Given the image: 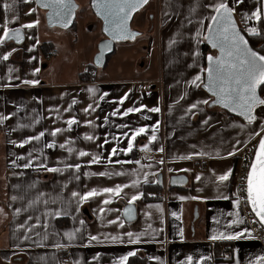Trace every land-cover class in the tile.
Returning a JSON list of instances; mask_svg holds the SVG:
<instances>
[{
    "label": "crops",
    "instance_id": "0c3cea01",
    "mask_svg": "<svg viewBox=\"0 0 264 264\" xmlns=\"http://www.w3.org/2000/svg\"><path fill=\"white\" fill-rule=\"evenodd\" d=\"M75 1L79 9L74 21L76 27L72 30L47 27L44 12L36 7L34 0H0V30L5 18L13 28L39 21L33 28L21 29L24 39L19 43L9 40L0 44V57L4 52L11 53L8 60L0 59V116L8 117L0 120V264H114L129 251H134L135 255L128 258L127 264H186L188 256H192L194 262L205 257L200 264H248L255 255L264 254V245L254 239L247 212L241 204L240 215L245 222L228 226L227 222L233 218L229 213L235 211L230 187L232 173L226 182L217 180L229 168L233 171L238 151L232 156L227 153L236 140L258 139L254 133L260 131L264 107L256 109L257 121L245 124L243 130L236 126L245 123L242 120L202 104L192 110L194 115L188 112L189 105L209 98L201 88L187 81L202 67L203 43L196 45L192 36L200 27L198 20L209 14L210 10L204 5L212 0H151L150 11L137 21L140 14L135 16L137 26H133L135 21L132 23V29L143 34L142 40L115 43L105 66L90 73H84L83 68L89 67L96 44L104 37L99 34V20L92 14L95 20L91 16L87 20L79 19V11L86 14L85 3L89 4L90 0ZM229 3L235 8L234 16L241 29L245 28L242 14L259 7V0H244L242 4L229 0ZM5 4L10 7L5 9ZM13 16L17 17L15 21ZM248 26L257 27L258 22L250 21ZM92 34L95 35L94 45L92 43L90 53L83 58L86 64L80 65L81 60L75 63L71 54L81 38ZM41 45H45L46 52ZM52 50L56 54L52 55ZM193 51L200 53L195 63ZM37 68L39 71L34 73ZM83 75L92 79L82 82ZM33 79L38 83H23ZM141 83L143 89L138 90ZM5 84L10 86L4 87ZM89 88L95 92L89 93ZM125 93L127 97L121 103L120 98ZM101 96L104 98L100 99ZM90 104L95 110L85 112ZM141 105L145 107L139 112L111 115L113 111L123 112ZM153 107L160 111L149 112ZM71 117H75L77 123L69 127L67 120ZM156 121H159L156 139L148 150H143V158L139 160L137 153L142 145L149 143ZM142 126H146V131L134 139L133 149L128 153L120 151L127 148L128 137L122 133L130 135V129ZM54 128L61 131L53 137ZM41 131L45 135L40 140L19 146L20 141ZM249 133H253L251 138ZM86 135L93 139H85ZM49 143L54 147H46ZM61 144L65 147L61 148ZM245 145L237 147L240 150ZM69 147L72 153L68 152ZM114 147L117 153L111 157L112 161L125 163H109V153ZM161 148L163 151L159 150ZM81 150L89 155L80 157ZM92 154L100 155L101 162L89 164ZM180 156L191 158L179 159ZM29 159L32 165L22 167ZM40 163L61 170L38 169L36 165ZM77 163L81 165L79 170L65 168L66 164ZM170 168L173 171L169 172ZM86 172L90 174L85 175ZM99 172L110 175L93 174ZM117 172L123 175H115ZM134 180L139 181L135 187L131 184ZM172 180L178 182L172 183ZM117 184L129 186L119 198L113 197L111 204L101 203L108 198L106 194L79 205L78 198L71 196L73 191L83 193ZM136 192L142 195L132 205L134 219L128 221L123 210L128 198ZM40 193L45 195L40 196ZM14 196L17 199L13 200ZM38 196L39 202L29 205V201H36ZM181 196L187 198L181 200ZM222 196L229 199L220 198ZM150 205H160L163 212ZM101 207L105 208L103 213L99 211ZM17 208L21 209L19 213L15 211ZM56 209L65 214L48 215L45 227L46 211ZM118 216L122 225L119 221L109 223ZM37 217H40L39 224ZM244 228L250 229L254 238H209ZM66 231H74L75 239L68 240L64 236ZM127 232L144 235L139 242L130 244ZM90 236L97 239L90 240ZM113 236L120 240L113 242ZM56 244L61 247H55ZM222 245H226L231 254L227 261L217 259ZM62 257L64 260L60 262Z\"/></svg>",
    "mask_w": 264,
    "mask_h": 264
},
{
    "label": "snow or ice",
    "instance_id": "6c2138e0",
    "mask_svg": "<svg viewBox=\"0 0 264 264\" xmlns=\"http://www.w3.org/2000/svg\"><path fill=\"white\" fill-rule=\"evenodd\" d=\"M148 0H91L92 7L96 11V15L100 17L103 21V32L109 38V41H121L134 39L138 33L132 32L128 27V22L131 19L133 13L138 11L143 5H145ZM244 0H235L236 4H242ZM36 3L48 10V20L51 23L55 20L62 27L67 28L70 23H72V14L76 8V5L73 3V0H36ZM261 6L256 7L254 10H251L250 13H244L241 16V21L245 24V28L241 29L238 27L234 13L235 8L230 6L229 0H212L210 3H206L204 7L209 9V14L207 17L198 20L199 28L196 29L195 34L192 36V39L196 42V45L206 42L211 46L212 49L216 50V54L209 53L206 57L207 64L204 67H200L199 71L187 81V83L196 88H203L209 94L208 99H202L189 105L188 112L195 114L193 109H197L198 105L202 104L205 106L210 105H219L223 109H227L229 112L235 113L237 116L242 117L245 123L236 125L241 130L244 129L245 124L251 125L257 121L256 109L259 107H264V97L258 93V89H264V49H254L250 46L248 39H246L244 33L247 32L248 35H259L260 30L255 26H248L250 21L258 22L264 25V0H260ZM5 9H8L10 5L5 4ZM33 11L32 9L29 10ZM12 19L15 21L17 17L13 16ZM39 23L38 20H33L26 24H21L19 27H9L8 20L5 18L2 30H0V44H4L6 41L15 40L19 43L24 39V35L21 29H30L36 26ZM192 23V21H189ZM37 43L39 41L37 40ZM170 43H172L170 41ZM108 48L107 43H102L100 45V55L96 57V62L100 63V58L103 55L104 50ZM31 50V49H29ZM15 51V49H13ZM10 52H4L3 56L0 59L8 60ZM192 56L195 59L200 56L199 51H193ZM193 65H189L192 67ZM34 73L38 72L39 69H34ZM25 84H37L38 81L25 80ZM4 87H9L10 85L5 84ZM89 93H94L95 89L89 88L87 90ZM127 97L125 93L124 97L120 98V102L123 103V100ZM104 97L101 96L100 99ZM73 104L76 103L75 100L72 101ZM71 107V105L69 106ZM144 105L137 107H129L123 112L113 111L111 115L115 116L117 114L121 116H127L130 113L139 112L141 108H144ZM68 109H65L67 111ZM89 110L94 111L95 109L90 104L88 108H85L84 111L88 112ZM149 112H159L158 107H153L148 109ZM8 117L0 116V120H5ZM107 121V117H105ZM77 120L75 117H71L67 120L69 127L76 124ZM85 123L91 125L92 121H85ZM205 123H207L205 121ZM159 124V121H156V124L152 125V135L149 136L148 144L142 145V150H148L149 144L156 139L155 129ZM117 127H122V125H117ZM61 131L60 128H54L51 131V135L54 137L57 133ZM129 132L122 133L123 136L128 137L127 139V148H122L120 151L128 153L133 149V141L140 134L146 131V126L137 127L130 129ZM45 135V132L41 131L35 136H29L25 140L20 141L19 146L23 147L24 144L29 143L32 140H40L41 137ZM253 133H249V138H251ZM258 137V143L253 146L251 152L250 161L247 164L246 174L241 177V185L237 186V191L233 193L235 199L232 200V206L235 211L230 212L229 215L233 218L230 219L227 223L229 228L233 225L243 224L245 221L240 215L239 206L243 201L247 208L250 210V214L254 216V222L258 223L262 229H264V120L260 121V131L254 133ZM115 138V137H114ZM85 139L91 140L92 136L86 135ZM66 144L68 141L65 142ZM107 143V140H105ZM248 140H239L237 139L235 144H233L232 150L227 153L228 156L234 155L239 148L237 145L247 144ZM46 147H54V144L49 143ZM61 148H64L65 145L61 144ZM69 153H72L73 149L69 147ZM163 151V149H159ZM117 149L114 147L109 153V163H125V161H112L111 157L116 155ZM205 153H193V155H204ZM78 155L84 157L89 155V153L81 150ZM31 156V153H29ZM191 156H180L179 159H190ZM18 159H23L19 157ZM101 162V157L98 154H92V158L88 161L89 164H96ZM15 163V162H13ZM139 164V161H136ZM163 163V160L160 161ZM32 165V159H29L27 163L21 165L24 168H28ZM38 169H43L48 172H59V168H49L45 164H37ZM79 170L81 165L79 163L74 165H65V168H72ZM173 169H169V172ZM184 171H187L186 169ZM232 173V169L229 168L223 174L217 177L219 182H226L229 180V177ZM90 173H85L89 175ZM94 175L106 176L110 175L108 172H99L93 173ZM115 175H123L122 172H117ZM145 178L148 174L145 173ZM79 179V177H76ZM196 179L199 180L200 176L197 175ZM147 182V180H146ZM178 181L172 180V183H177ZM139 183L138 180L131 182L132 186L135 187ZM127 184H117L114 187H103L100 189L93 188L89 191L79 193L73 191L71 193L72 198H78L77 204H82L90 198L99 196L101 194H106L107 199L101 201L102 204L107 205L112 203V198H119L123 192V189L127 188ZM44 193H40V196H44ZM142 193L136 192L132 194L127 200V206L123 210V214L127 219H132L133 217V203L140 199ZM40 196L37 197L36 201H29V205L39 202ZM187 197L181 196L179 199L184 200ZM192 199H197L198 197H191ZM222 199H229L228 196L220 197ZM13 200L17 197H12ZM47 205L48 201H44ZM55 203V201H53ZM149 207H155L158 211L163 212V209L160 208V205H150ZM16 213H19L21 209L17 208ZM76 211H79V207L76 208ZM101 213L105 211L104 207L99 209ZM65 214L61 209H56L54 212L46 211L44 226L47 227V216L53 215L59 217ZM145 215H148L145 213ZM173 216H176V213H172ZM31 219V217H29ZM37 224L40 223V217H37ZM215 219V218H214ZM117 221L120 224H123V221L118 216L115 221H109V223H116ZM163 222V221H161ZM27 223V222H26ZM83 224V221H81ZM150 227V225H149ZM75 231H79L76 229ZM125 235L128 237V243L135 244L140 241V237L144 233H133L127 232ZM64 236L68 240L75 239L74 231L64 232ZM181 238L182 235H181ZM212 240L216 239H239V238H254L252 236L251 230L244 228L241 231H233L229 233L221 232L218 235L214 234L209 237ZM90 240H96V236H90ZM113 242L120 240V237L113 236L111 237ZM55 247H61L60 244L54 245ZM134 251H129L125 255L118 257L114 264H127L128 258L134 256ZM96 257H93L95 259ZM205 257L201 256L200 260L194 262L192 256L186 257V264H200V261L204 260ZM78 264V262H77ZM185 264V262H181ZM248 264H264V254L255 255L248 261Z\"/></svg>",
    "mask_w": 264,
    "mask_h": 264
},
{
    "label": "built area",
    "instance_id": "2783aa9c",
    "mask_svg": "<svg viewBox=\"0 0 264 264\" xmlns=\"http://www.w3.org/2000/svg\"><path fill=\"white\" fill-rule=\"evenodd\" d=\"M52 55L56 54L55 50H52L51 52ZM83 72L84 73H90L91 69L87 66H85L83 68ZM138 90H142L143 89V84H139L137 87ZM257 139H252L250 140L245 146H243V148H241L238 152L237 155L235 154V163H234V168L232 171V178H231V192H232V196L233 193H235L237 191V186L241 185V177L243 175L246 174L247 171V164L250 161L251 155L253 154L251 152V149H253V146L256 144ZM143 154L144 151L142 149H140L137 153V159H142L143 158ZM233 198L235 199V197L233 196ZM241 206L242 208H244L247 212L248 215V220H249V226L252 229V231L255 234V238L257 241H259L260 243H262L264 245V230L261 228V226L258 223L254 222V217L252 216V214H250L249 209L247 208V206L245 205V203L242 201L241 202ZM229 249L226 245H222L220 247V253L217 256L218 260H223V261H227L231 258V254L229 253ZM64 260V258H60L59 261L62 262Z\"/></svg>",
    "mask_w": 264,
    "mask_h": 264
},
{
    "label": "water",
    "instance_id": "95a60500",
    "mask_svg": "<svg viewBox=\"0 0 264 264\" xmlns=\"http://www.w3.org/2000/svg\"><path fill=\"white\" fill-rule=\"evenodd\" d=\"M151 0H148V2L145 4V5H143L138 11H136L135 13H133V15H132V17H131V19L129 20V22H128V27H129V29L132 31V32H135V33H138V35H136L135 36V38L136 37H138V36H140V32L139 31H136V30H134V29H132V27H131V23H132V20H133V17L135 16V14H137L140 10H142L149 2H150ZM34 2H35V5H36V7L39 9V10H41L42 12H44V19H45V24H46V26L47 27H49V28H60V29H69V28H71V26L73 25V23H74V21H75V17H76V12H77V10L79 9V5L77 4V2L75 1V0H73V3L76 5V8H75V10H74V12H73V14H72V23H70L69 25H68V27L67 28H65V27H62L59 23H57L55 20H53L51 23L49 22V20H48V15H47V13H48V10L47 9H45V8H43V7H41V6H39L37 3H36V0H34ZM260 6H261V3H260ZM89 7H90V10H91V12H92V14L96 17V19L97 20H99V22H100V30H101V33H102V35H103V39L102 40H100L99 42H98V44H97V47H96V53L94 54V56H93V66L96 68V69H101V68H103L104 66H105V64H106V61H107V57L108 56H110L112 53H113V50H114V45H115V43H119V42H126V41H132V40H134V39H128V40H121V41H115V40H113V41H109V38H108V36L106 35V33H104L103 32V21L100 19V17H98L97 15H96V11H95V9L92 7V4H91V0L89 1ZM235 17V16H234ZM236 20V19H235ZM236 23H237V21H236ZM238 25V24H237ZM264 26V25H263ZM239 27V26H238ZM240 28V27H239ZM245 35V34H244ZM245 37H246V35H245ZM246 39H247V37H246ZM15 41V40H14ZM16 42V41H15ZM17 43V42H16ZM102 43H107L108 44V48H106L105 50H104V52H103V55L101 56V58H100V63L98 64L97 62H96V57L98 56V55H100V45L102 44ZM205 43V45L209 48V53L211 52V53H213V54H216V50H214V49H212L211 48V46L210 45H208L206 42H204ZM250 44V43H249ZM208 53V54H209ZM208 54H206V56H205V66H206V64H207V61H206V57H207V55ZM201 90L204 92V93H206V95H208L209 96V94L206 92V90L205 89H203L202 87H201ZM260 89H258V93L260 92L259 91ZM260 94V93H259ZM208 108H213V109H220V110H222V111H224V112H226V113H228V114H230V115H232V116H234V117H236V118H238L239 120H242L243 121V118L242 117H239V116H237L235 113H232V112H229L227 109H223L221 106H219V105H210V106H208ZM244 122V121H243ZM256 143H258V139H257V142ZM250 211V210H249ZM253 216V215H252ZM254 217V216H253ZM124 218L126 219V220H128V221H131V220H133L134 219V209H133V217H132V219H127L125 216H124ZM264 230V229H263Z\"/></svg>",
    "mask_w": 264,
    "mask_h": 264
},
{
    "label": "rangeland",
    "instance_id": "374dc122",
    "mask_svg": "<svg viewBox=\"0 0 264 264\" xmlns=\"http://www.w3.org/2000/svg\"><path fill=\"white\" fill-rule=\"evenodd\" d=\"M79 1V0H78ZM81 1V0H80ZM84 1V0H83ZM154 1V0H153ZM152 1V2H153ZM86 2V1H85ZM87 3V2H86ZM85 3V5H87L86 6V10H87V13L86 14H83V12L82 11H79L80 12V14H79V19L82 17V18H84V19H86L87 20V17H90L91 16V14H92V12H91V10H90V7H89V4H86ZM149 4H147L142 10H140L138 13L140 14V15H138L137 16V18H136V21L138 20V18H140V17H142V16H144L145 14H147L150 10H149ZM137 13V14H138ZM137 14H135V16L137 15ZM93 15V14H92ZM94 16V15H93ZM135 16L133 17V20H132V23H133V21H135ZM95 17V16H94ZM94 17H92L91 16V18H93V20H95L94 19ZM96 18V17H95ZM136 21H135V23H133V26L135 25V26H137V23H136ZM132 23H131V27H132ZM89 28V27H88ZM134 29V28H133ZM137 31V30H136ZM100 32V31H99ZM99 34H101L102 35V33L100 32ZM94 34H92V35H85V37L84 38H81V41H80V43L78 44V46H77V48H76V50L71 54V57L75 60V63L77 62L78 63V61H80L81 60V63L82 64H80V65H84V64H86V59H83V58H85V56L87 55V52H89L90 53V50H91V45H92V43H93V45H94V42H93V40H94ZM143 36V34L142 35H140V36H138V37H136L134 40H142V37ZM133 41V40H132ZM137 41V42H138ZM96 46H97V44H96ZM88 56V55H87ZM89 63V67L91 68V71L92 70H98V69H95L94 68V66H93V62L92 61H90V62H88ZM88 67V66H87ZM263 96V95H262Z\"/></svg>",
    "mask_w": 264,
    "mask_h": 264
},
{
    "label": "trees",
    "instance_id": "16d2710c",
    "mask_svg": "<svg viewBox=\"0 0 264 264\" xmlns=\"http://www.w3.org/2000/svg\"><path fill=\"white\" fill-rule=\"evenodd\" d=\"M259 6H260V0H259ZM75 27H76V23L74 22L70 29L74 30ZM257 27L260 30L261 34H259V35H248V34H245V35H246V37H247V39H248V41L250 43V46L253 47L254 49L259 50V49H264V26L262 24L258 23ZM40 48H42V50H44V52H46V49H44V48H46L45 45H41ZM208 53H209V48L203 42V45H202V67L205 66V56ZM83 77H84V75H83ZM83 77L80 78V81H82V82H85V81H88V80L92 79V78H85V77L83 78ZM259 91H260L259 92L260 95L262 96L264 94V89H260ZM217 110H220V109H217ZM220 111L223 112L224 114H226L229 117H234V116H232V115H230V114H228V113H226V112H224L222 110H220Z\"/></svg>",
    "mask_w": 264,
    "mask_h": 264
}]
</instances>
